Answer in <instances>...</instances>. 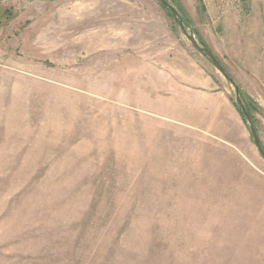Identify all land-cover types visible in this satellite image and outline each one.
I'll return each instance as SVG.
<instances>
[{
  "label": "rangeland",
  "instance_id": "rangeland-1",
  "mask_svg": "<svg viewBox=\"0 0 264 264\" xmlns=\"http://www.w3.org/2000/svg\"><path fill=\"white\" fill-rule=\"evenodd\" d=\"M173 4L264 150V0ZM242 117L159 0H0V264H264Z\"/></svg>",
  "mask_w": 264,
  "mask_h": 264
},
{
  "label": "water",
  "instance_id": "water-1",
  "mask_svg": "<svg viewBox=\"0 0 264 264\" xmlns=\"http://www.w3.org/2000/svg\"><path fill=\"white\" fill-rule=\"evenodd\" d=\"M159 1L166 9H168L172 13L173 17L176 20H179V15H178L177 11L174 8H172L166 2V0H159ZM181 29H182L183 33L188 37V39L191 42V44L196 49H198L199 52H201L203 55H205L211 61V63L214 66V68L223 76V78L233 88L234 94H235V102L238 105V107L240 108L244 120L249 125L250 133H251V136L253 138V143H254L256 149L258 150V152L260 153V155L264 159V150H263V148L261 146V143H260V140H259V138L257 136L256 129L252 125L251 118H250L249 114L246 112V110L244 109V107L242 105V100H241V97H240V90H239L238 86L235 84V82L233 81L232 77L228 74V72L225 70V68L222 66V64L217 60V58L214 56V54L208 48L199 45L192 36L187 34L186 30L183 28L182 25H181Z\"/></svg>",
  "mask_w": 264,
  "mask_h": 264
},
{
  "label": "trees",
  "instance_id": "trees-1",
  "mask_svg": "<svg viewBox=\"0 0 264 264\" xmlns=\"http://www.w3.org/2000/svg\"><path fill=\"white\" fill-rule=\"evenodd\" d=\"M159 2H160V1H159ZM166 2H167L172 8H174V9L178 12V14H179V20H176V19L173 17L172 13H171L168 9H166L161 3H160V4L164 7V9H166V10L169 12L170 16H171V17L173 18V20L179 25V27H181V25H182L183 28H184L185 30H186V27L189 28V23H188L185 19H183L182 15L180 14V9H179V7H177V5H174V4L172 5V3L174 2V0H166ZM200 44H201V46L205 47V46L203 45L202 42H200ZM240 97H241L242 105H243L244 109H245L246 112L249 114V116H250V118H251V122H253V116H252V111H253V109H252V106H251L250 102L247 100L246 96L243 95V93H242L241 91H240ZM236 106H237V108H238L239 113H240L241 116H242V112H241L240 108L238 107L237 104H236ZM242 118H243V117H242ZM243 120H244V118H243Z\"/></svg>",
  "mask_w": 264,
  "mask_h": 264
}]
</instances>
